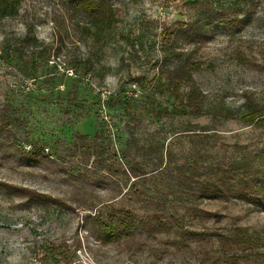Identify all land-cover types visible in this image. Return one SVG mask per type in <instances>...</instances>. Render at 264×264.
Returning a JSON list of instances; mask_svg holds the SVG:
<instances>
[{
	"label": "rangeland",
	"instance_id": "rangeland-1",
	"mask_svg": "<svg viewBox=\"0 0 264 264\" xmlns=\"http://www.w3.org/2000/svg\"><path fill=\"white\" fill-rule=\"evenodd\" d=\"M112 1L117 24L99 34L67 0H20L12 16H0V108L9 107L0 111V122L13 118L0 132V264H223L212 233L236 225L261 242L248 255L238 251L230 264H264V193L252 202L236 196L164 198L160 209L183 219L187 229L209 228L205 240L185 245L175 229L137 230L105 244L86 218L111 204L151 213L153 206L137 191L158 198L193 152L205 150L201 161L209 164L217 158L250 163L264 180V115L251 123L240 118L253 105L264 113V0L240 30L229 34L216 27L195 52L201 64L193 76L206 108L221 105L236 113L217 120L209 113L156 115L179 104L159 85L171 51L164 31L193 17L190 0ZM201 127L217 136L199 142L191 132L176 133ZM90 140L96 151L82 147ZM32 143L47 156L35 162L19 156ZM160 144L173 160L165 177L154 171L155 151L148 149ZM18 188L62 198L74 209L27 199Z\"/></svg>",
	"mask_w": 264,
	"mask_h": 264
},
{
	"label": "trees",
	"instance_id": "trees-1",
	"mask_svg": "<svg viewBox=\"0 0 264 264\" xmlns=\"http://www.w3.org/2000/svg\"><path fill=\"white\" fill-rule=\"evenodd\" d=\"M19 1L0 0V16H12ZM67 1H69L74 10L83 13L89 19V25L94 28L97 34L115 28L117 24V9L112 0ZM187 4L193 12V17L187 21L179 22V26L176 28L164 31V38L171 46V51L165 56L168 65L161 69L165 73V77L159 84L179 104L171 109L162 107L156 112V115L159 114V117L162 118L176 114L200 115L209 113L213 120L234 118L236 113L224 106L218 105L206 108L204 94L193 76L194 70L198 69L201 64L199 60L195 59L194 55L207 40L210 30L222 27L227 30V33L233 34L249 23L258 8V0H241L238 5L214 3L213 0H190L187 1ZM186 44L191 46V49L181 47ZM234 56L236 59H241L242 52L237 50ZM182 85L186 86L184 91L180 90ZM5 109L9 110V107L2 104L0 111L2 112ZM262 115L264 113H262L260 108L253 105L248 107V111L240 115V118L251 123ZM11 121H13L12 115H7L6 120L0 122V132L2 129H6V126ZM213 131L201 127L199 131L185 128L176 133L185 134V132H191L192 137H196L199 142H204L217 136V133ZM82 138L86 137L83 136ZM26 140L29 142L28 139ZM91 142L92 140L83 141L81 145L82 147L92 145L95 148L94 151H96V147ZM0 144L2 143L0 142ZM17 146L21 147L20 144ZM148 149H154L155 151L157 165L154 167V171H158V175H163L167 169L165 168L166 163L170 164L173 161L171 152L169 150L165 151L163 144L157 147L151 146ZM40 150L43 152V147ZM40 150L32 143L27 153L19 156H24L29 162H35L47 156L43 155ZM205 153V150L191 153L188 156L190 158H186L177 168L175 179H171L175 183H171L162 193L160 192L161 194L158 198H154L148 192L137 191L139 198L144 201V204L153 206L151 213L138 215L130 207L111 204L99 207L93 214L89 213L86 215V218H90L96 224L100 241L107 244L119 241L122 238L126 239L131 237L137 230L144 231L147 234H155L169 232L171 229H175L182 235L181 243L184 245L188 239L205 240L210 235L208 233L209 228L187 229L183 219L178 218L175 214L164 213L160 209L164 198L172 196V198L179 199L183 194H189L192 197L216 196L225 199L236 196L252 202L261 193H264V188H262L264 180L259 179L257 173L253 172L254 170L252 171V164L244 161L241 164L239 160L236 161L234 159L224 161V158H217L214 163L209 164V161H201L204 156H207V153ZM163 164L164 166H162ZM135 170L133 169V172ZM146 174L147 172H142L140 176H145ZM165 175L163 176L165 177ZM137 183L138 181L132 184L135 185ZM182 188L183 190H181ZM15 192L26 195L27 199L74 209L62 198L54 197L47 193H40L25 188H18ZM212 234H215L219 239L223 251L219 260L223 264H230L238 259L241 256L238 255V251L248 255L247 252L254 250L261 242L259 235L249 233L247 227L237 225L231 231Z\"/></svg>",
	"mask_w": 264,
	"mask_h": 264
}]
</instances>
